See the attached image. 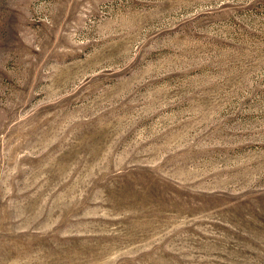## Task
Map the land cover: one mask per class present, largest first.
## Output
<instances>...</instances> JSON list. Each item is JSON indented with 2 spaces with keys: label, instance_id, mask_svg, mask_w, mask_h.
<instances>
[{
  "label": "rangeland",
  "instance_id": "1",
  "mask_svg": "<svg viewBox=\"0 0 264 264\" xmlns=\"http://www.w3.org/2000/svg\"><path fill=\"white\" fill-rule=\"evenodd\" d=\"M0 264H264V0H0Z\"/></svg>",
  "mask_w": 264,
  "mask_h": 264
}]
</instances>
